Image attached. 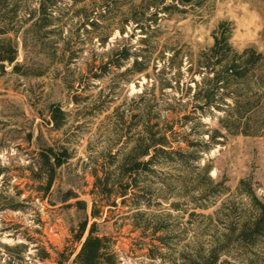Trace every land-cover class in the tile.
<instances>
[{"label": "rangeland", "instance_id": "374dc122", "mask_svg": "<svg viewBox=\"0 0 264 264\" xmlns=\"http://www.w3.org/2000/svg\"><path fill=\"white\" fill-rule=\"evenodd\" d=\"M145 1L158 7L170 3L0 0V50L9 52L12 46L16 52L13 64L0 63V172L4 170L5 179L0 176V187L10 195L21 191L20 202L31 196L22 203V211L0 216V228L4 222L10 228L7 232L15 233V237L5 233L0 241L27 244L25 237L50 251L51 259L39 262L30 245L29 264H75L87 236L86 231L80 242L75 241L85 213L87 228L98 223V234L109 240L117 264H192L196 248L206 251L228 234V224L232 228L233 223L249 222L255 216L257 205L248 192L264 204V127L254 129L255 136L228 134L217 124L222 113L198 118L191 105L175 120L185 114L194 119L187 124L177 121L174 130L191 143L180 147L198 156L196 161L185 157L181 165L153 166V173L134 176V187L127 189L125 197H120L119 187L108 198L93 188L91 170L96 162H108L109 156L119 162L137 140L147 138L142 131L148 128L151 83L125 72L139 50L148 74V47L145 50L140 44V32L132 21L140 17L136 7ZM42 4L50 8V15L38 12ZM158 10L150 9L145 18ZM183 10L159 22L163 37L157 51L171 37L173 46L187 45L199 53L212 46L214 32L226 23L236 51L253 48L264 54V0H208L201 7ZM98 38L104 40L103 45ZM112 49L125 50L128 59L120 61V68H103ZM153 101L152 116L163 128L168 115L164 106L173 101V94L156 92ZM51 106L65 115L58 129L50 123ZM261 115L258 112L256 120ZM216 131L222 135H215ZM29 133L31 143L26 138ZM209 135L217 136L215 143L222 141L220 136L224 141L205 151V143L211 142ZM37 136L48 145L65 147L71 156L58 170L53 190L44 200L32 193L31 182L23 178L28 175L24 167L35 157ZM204 166L210 168L213 186L210 193L200 195L193 184L208 186L200 176ZM108 176L99 173L102 180L116 181ZM65 197L71 199L63 202ZM76 202H83L85 211ZM112 202L116 206H108ZM93 208L100 213L99 220L90 218ZM230 240L222 246L226 253L221 264H264V233L247 246L237 245L235 235Z\"/></svg>", "mask_w": 264, "mask_h": 264}, {"label": "trees", "instance_id": "16d2710c", "mask_svg": "<svg viewBox=\"0 0 264 264\" xmlns=\"http://www.w3.org/2000/svg\"><path fill=\"white\" fill-rule=\"evenodd\" d=\"M169 1L168 5L162 7H158L155 3L140 2L136 7L140 12V17L132 19L135 30H139L141 35L140 44L145 47V50L148 47V74L145 60L139 56L141 52L139 50L133 54L132 65L125 72L145 77L151 83L148 88V94L152 96V99H148V128L144 127L146 124L142 126L144 127L142 133L147 138L137 140L119 162L114 161V156H109L108 162L94 164L95 166L91 170V175L94 178L93 188L99 189L106 198L114 191L115 187H119L121 190L120 197H125L127 191L134 187L131 182L134 176L141 173H153V166L163 165L167 162L181 165L185 157H191L194 161L198 159L194 153L187 154L182 150L181 144L188 143V146H191V143L174 130L179 121L187 124L194 119L189 114H185L175 120V117H178L188 105L192 106L193 114L199 115L198 118L211 116L215 111L222 113V116L217 119V124L221 131L228 134L255 136L254 129L260 128V126L264 127V54L253 48H246L241 52L236 51L230 44L231 30L226 28V23L220 24L214 32L212 46L204 48L199 53H194L187 45L173 46L171 37H168L162 49L157 51L158 44L163 37L159 32V22L164 19V16L169 18L172 13L180 15L184 13L183 9L185 8L201 7L203 1L204 3L208 2V0ZM159 8L158 11L148 13V19L145 18L147 11ZM49 9L42 4L38 12L42 15H50L52 11ZM147 20L148 26L145 24ZM90 23L93 27L99 26L96 22ZM100 44L103 45L104 40L101 39ZM124 51L112 49L108 55L109 60L103 65V68H120V61L128 59ZM15 53L12 46L9 52L0 50V63L13 64ZM17 68L18 66H15L14 70ZM165 91L173 94V101L165 104L164 110L168 115L164 121L165 126L159 128L160 124L152 116L151 103L154 102L156 92L163 93ZM183 98L186 100L185 104L181 103ZM49 111L50 123L55 129H58L62 123V117L65 116L64 112L54 106H51ZM260 111L262 112L261 118L256 120V115ZM221 131H216L215 135H222ZM32 137L31 133L26 136L28 143L32 142ZM216 137L209 135L211 142L205 143V151H208L213 144L223 143L224 136H220L221 142L217 140L218 142L215 143ZM35 146V157L24 167L28 175L23 178L31 182L32 193L40 194L41 200H44L53 190L58 179V170L69 161L71 156L65 147L56 148L53 145H48L42 141L41 136L36 137ZM147 156L148 160L145 161L144 158ZM3 171L0 172L2 181L5 180ZM209 171V166H204L200 172L202 179L208 183L207 187L203 188L202 185L193 184V189L199 191L200 195L212 191L213 181L209 177ZM99 173H102L103 176H114L116 181L102 180ZM125 178L130 181H125ZM248 194L252 202L257 205L255 206V216L249 222L233 223L232 228L229 227L231 224L226 225L229 232L223 235V240L215 242L206 251L202 247L196 248L197 256L192 264H221L220 259L226 253L222 246L231 242L230 236H236L237 245L247 246L252 244L253 238L264 233V204L256 198L252 191ZM21 196V191L10 195L0 187V216L7 211H22V203L30 200L31 196L20 202ZM69 199L71 197H65L63 202H67ZM76 205L85 211L86 205L83 202H76ZM108 206L114 207L116 204L112 202ZM90 218L99 220L100 213L93 208ZM88 223L89 218L85 213L84 220L80 223L75 235V241L80 242L86 231L87 236L81 243L74 263L117 264V257L108 244L109 240L98 234V223L94 221L87 228ZM1 224L0 236L7 233L9 237H15V233L7 232L10 229L9 226H6L4 222ZM24 239L28 241L27 244L9 245L0 241V264H29L27 258L31 257L26 254L30 245L34 249L33 258L37 261L44 262L51 259L50 251L40 242H31L25 237ZM49 248L52 249L51 246Z\"/></svg>", "mask_w": 264, "mask_h": 264}]
</instances>
